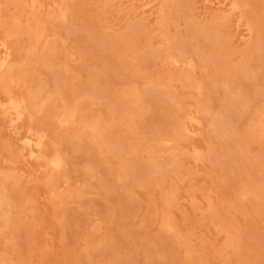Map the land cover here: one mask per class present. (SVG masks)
<instances>
[{"label":"rangeland","instance_id":"1","mask_svg":"<svg viewBox=\"0 0 264 264\" xmlns=\"http://www.w3.org/2000/svg\"><path fill=\"white\" fill-rule=\"evenodd\" d=\"M37 1L43 6L33 10L19 0H0V37L8 39L15 57L9 72L0 74V98L10 94L25 97L35 109L30 97L35 88H54L57 80L41 62L48 52L55 62L67 67L65 78L69 81L89 83L93 76L90 80L87 70L80 67L95 65V71L103 77L105 73L115 84L120 79L115 65L107 59L103 42L121 40L144 57L163 48L178 54L179 44L194 42L200 53L188 54L193 71L189 65L174 66L160 57L134 76L138 92L147 101L136 104L141 116L126 140L137 143L162 122L163 116L184 115L186 110L196 114L201 125L196 136L182 141L181 147L189 154L180 155L177 173L171 172V156L162 153L160 162L167 174L141 183L126 174L124 161L146 160L147 152L120 155L103 145L100 160L94 161V174L87 175L81 167L88 159L85 150L69 146L67 168L57 181L58 185L64 180L69 183L60 189L63 195H70L62 204L59 196L52 194L51 172L40 163L24 161L0 110V174L6 175L4 182L10 181L15 187L7 215L0 205V260L6 258L8 264H264V194L236 199L244 182L264 185L260 167L264 163V138H251L246 142V157L231 161L235 149L213 131L214 116L198 113L204 103L223 108V91L210 88L212 58L219 56L234 68L256 58L264 59L256 49L264 42V0H241L240 9L233 14L207 9L203 0H189L174 21L171 17L175 10L169 0H158L152 15L141 11L140 5L146 0H89V5L81 8L77 0H55V8H48L54 0ZM65 7L67 17L62 20L59 14ZM35 21L44 28L38 42L28 29ZM81 24H85L89 37L84 32L68 33L71 27ZM250 25L252 35L240 41L241 30ZM199 29L225 34L224 50L218 53L198 42L201 39L192 38ZM92 31H96L95 43L88 42L93 40ZM133 62L136 68L142 64L139 60ZM150 81L161 84L157 90L164 93L163 99H147ZM191 81L201 82L204 88L198 91ZM80 102L90 104L89 108L74 121L62 120L56 136H85L94 118H111L115 101L111 97L84 96ZM253 102L264 106V95L257 94ZM49 105L62 114V96L56 91L49 96ZM227 107V120L237 125L236 108ZM36 117L46 120L48 113L42 111ZM195 148L202 155L200 161L190 155ZM171 191L175 201L169 210L188 238L182 245L160 227L164 197Z\"/></svg>","mask_w":264,"mask_h":264},{"label":"bare ground","instance_id":"2","mask_svg":"<svg viewBox=\"0 0 264 264\" xmlns=\"http://www.w3.org/2000/svg\"><path fill=\"white\" fill-rule=\"evenodd\" d=\"M25 6L30 5L31 9L37 10L43 6L37 0H19ZM89 0H77L76 5H89ZM125 2L124 0H120ZM112 0H107V3ZM189 0H169L170 7L175 10L171 21H174L175 15L184 7ZM241 0H203L204 7L212 9L215 12L235 13L241 7ZM55 0L52 1L48 8H55ZM158 0H146L140 7L142 13L152 15L157 10ZM74 6V4H73ZM75 7V6H74ZM163 7H160L162 10ZM68 9L65 7L59 14V18L66 20ZM50 13V11H48ZM51 14V13H50ZM34 15V13H33ZM240 21V20H239ZM86 23V20L84 21ZM90 27L89 24H86ZM85 24L71 27L69 34L75 32H84L87 37ZM239 27V24L237 25ZM29 31L35 42L40 41L44 36V28L41 22L35 21V25H29ZM253 26L250 25L241 30L239 40L244 42L246 38L252 35ZM91 38L88 42H96V31H92ZM194 39H201L205 47L210 49L224 50L226 46L225 34L219 30H198L193 35ZM102 47L107 51L109 59L116 67L118 79L115 84L112 80L102 72L95 71V65H89L85 68L80 67L83 71L87 70L90 77L89 83L78 84L65 78L68 73L67 67L55 62V58L51 57L48 52L41 62L47 67L50 73L56 76L54 88L36 87L31 94L33 100V109L29 106L27 98L10 94L8 97L0 98V110L3 114V120L7 125L9 134L15 139L18 148L21 150L22 157L27 164L34 162L40 163L42 167L51 172L49 185L53 196L55 193L62 204L67 203L70 195H63L61 188L69 186L68 180H64L61 185L57 181L61 173L67 168V150L69 146L83 148L88 159L82 163V172L87 175L94 174V161L100 160L102 146H108L112 151L120 155H138V152L145 151L148 153L146 160H125L124 170L129 177L136 182L141 183L144 180L155 178L157 176H165L167 168L161 164L162 153H168L171 159V172L177 173L180 166V155L189 154L181 147L182 141L186 138H192L197 135L201 121L191 111L186 110L185 114L173 113L163 116L162 122L145 136L139 138L137 143L127 142V134L135 131L137 128V119L141 116V112L135 109L139 101L146 100L137 90L134 82V76L151 66L154 60L163 57L171 62L174 66L186 64L191 67L190 52L200 53V49L196 43L179 44L178 54H175L170 48L155 49L149 56L144 57L136 51L134 46L124 43L121 40H113L103 42ZM55 46L50 48L54 51ZM57 49V48H56ZM85 49V48H84ZM258 53L264 55V42L256 45ZM131 54L132 57L128 58ZM14 49L6 37H0V74L9 72V68L14 61ZM133 60L141 61V66L136 68ZM212 72V82L210 88L220 89L224 95L223 108H215L211 103H204L200 106L198 113L212 114L214 117L211 121L213 131L224 141H227L234 147L235 153L230 156L231 161H240L246 157L247 144L254 136L264 138V106L260 103L253 102V97L257 94L264 95V59L256 58L239 67L230 66L225 60L216 56L209 62ZM189 67V68H190ZM191 71L192 67L190 68ZM11 81H14L10 77ZM3 80L0 77V84ZM149 91L145 94L147 99L151 97L155 99H163L164 93L157 90L160 89V83L154 84L149 82ZM261 83V85H260ZM191 86L201 91L204 86L201 82L191 81ZM261 89V90H260ZM263 89V91H262ZM62 96L63 112L58 114L55 109L49 105V96L54 92ZM87 96L91 99L103 97H111L114 99V105L111 108V118L106 120L93 119L87 125L86 135H72L70 137L63 135H55V130L59 127L62 120L74 121L89 106L81 103V97ZM235 107L238 113L239 121L237 125L227 120L228 107ZM47 112L46 120H37L36 113ZM28 122V123H27ZM195 161L202 160V155L198 149H194L190 154ZM261 171L264 175V163L260 164ZM6 175L0 174V205L6 210L7 206L12 203L15 187L10 181H5ZM264 194V185H254L244 182L236 192V199L241 200L244 197L255 198ZM175 201V196L171 191L164 197L163 214L161 220V229L173 241H177L179 245L187 243L188 238L185 237L183 231L176 224L169 206ZM196 207L200 208L198 205ZM209 211H214L212 205ZM6 221V220H5ZM16 225L17 222H12ZM15 231V230H13ZM12 234L7 238H11ZM231 244V242H229ZM0 264H8L6 258L0 260Z\"/></svg>","mask_w":264,"mask_h":264}]
</instances>
